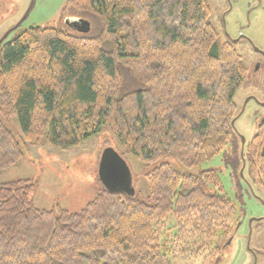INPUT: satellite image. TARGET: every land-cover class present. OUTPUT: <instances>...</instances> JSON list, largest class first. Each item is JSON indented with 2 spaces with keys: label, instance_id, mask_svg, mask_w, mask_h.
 Segmentation results:
<instances>
[{
  "label": "trees",
  "instance_id": "16d2710c",
  "mask_svg": "<svg viewBox=\"0 0 264 264\" xmlns=\"http://www.w3.org/2000/svg\"><path fill=\"white\" fill-rule=\"evenodd\" d=\"M69 13L92 29L31 27L0 43V116L22 130L0 123V172L22 143L69 150L104 128L146 162L193 167L225 150L247 69L208 0H69ZM123 69L142 87L122 94ZM247 162L264 188V120ZM146 178L145 199L103 186L79 212L38 208L32 179L0 183V264H218L238 222L219 172L162 163Z\"/></svg>",
  "mask_w": 264,
  "mask_h": 264
},
{
  "label": "rangeland",
  "instance_id": "374dc122",
  "mask_svg": "<svg viewBox=\"0 0 264 264\" xmlns=\"http://www.w3.org/2000/svg\"><path fill=\"white\" fill-rule=\"evenodd\" d=\"M210 22L222 42L230 41L242 55L247 74L235 95L233 135L224 151L200 165L188 167L176 158L146 162L136 157L116 135L104 128L99 134L69 150L46 143L32 146L22 143L23 156L13 166L0 172V183L32 179L36 184L33 200L38 208L52 209L57 204L71 212L81 211L103 187L99 178L102 152L114 148L129 165L133 186L140 198L148 196L146 174L162 163H169L182 174L198 175L214 169L219 172L225 193L233 200L238 222L232 237L220 242L222 255L218 264H264V188L253 178L248 167L249 145L264 120V0H208ZM69 0H0V41L8 43L19 32L31 27L70 29ZM92 25L89 30L92 29ZM88 30V31H89ZM124 94L142 85L123 69ZM0 123L17 135L22 134L17 117ZM246 159L243 165V159ZM170 217L167 229L175 227ZM198 259L171 256L173 264H202Z\"/></svg>",
  "mask_w": 264,
  "mask_h": 264
},
{
  "label": "water",
  "instance_id": "95a60500",
  "mask_svg": "<svg viewBox=\"0 0 264 264\" xmlns=\"http://www.w3.org/2000/svg\"><path fill=\"white\" fill-rule=\"evenodd\" d=\"M67 25L80 32L90 28V22L83 18L69 16L65 18ZM3 39L0 41L2 43ZM99 178L103 186L110 192H123L135 195L133 176L125 159L112 147L104 149L99 164Z\"/></svg>",
  "mask_w": 264,
  "mask_h": 264
}]
</instances>
